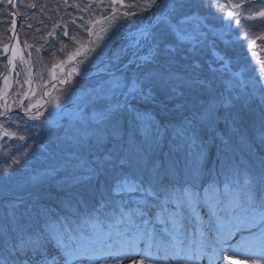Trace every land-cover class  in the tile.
Instances as JSON below:
<instances>
[{"label":"snow or ice","instance_id":"6c2138e0","mask_svg":"<svg viewBox=\"0 0 264 264\" xmlns=\"http://www.w3.org/2000/svg\"><path fill=\"white\" fill-rule=\"evenodd\" d=\"M117 2L123 7V0H112ZM228 4L227 16H238L233 9L242 5ZM135 6L121 15H136L130 12ZM203 7L186 0H144L141 12L155 10L130 43L111 52L117 27L101 47L98 42L108 31L102 26L101 34L92 33L93 47L81 45L68 57L71 63L99 47L96 59L103 58L105 67L70 117L63 138L51 145L56 163L29 181L36 189L55 182L63 193L57 197L61 211L46 202L51 192L5 197L0 202V264H200L203 259L230 264L233 258L264 264V156L253 147L264 148V65L258 79L233 80L225 74L220 90L202 79L194 65L177 68L182 53H196L206 43L205 18L196 11ZM116 12L112 7L109 26L120 18ZM257 15L264 17V11ZM135 24H143V18ZM17 53H11L8 65ZM68 75L81 73L73 68ZM4 85L7 91V76ZM161 96L168 101L191 96V115L177 123L157 121L153 106L166 109ZM253 105L259 112L252 111ZM41 107L34 103L25 114ZM244 127L247 132L241 131ZM3 136L16 133L4 130ZM18 140L25 143L17 151L27 156L26 137ZM217 140L214 167H209ZM238 142L249 154L243 165L235 158ZM11 161L20 163L15 153ZM0 172L6 186L9 168Z\"/></svg>","mask_w":264,"mask_h":264},{"label":"rangeland","instance_id":"374dc122","mask_svg":"<svg viewBox=\"0 0 264 264\" xmlns=\"http://www.w3.org/2000/svg\"><path fill=\"white\" fill-rule=\"evenodd\" d=\"M252 1L255 2V0ZM249 2L250 0H231V3L241 4L242 7L233 9V11L239 12L238 16L228 17L227 12L230 9L228 0H186V3L204 4L203 8L196 9V11L205 18V25L218 31V39L222 41L225 51L221 56L216 57V54L208 52L210 50L206 49L205 43L202 49L196 53H182V58L188 59L187 63L180 60L176 67L183 70L189 65H194L198 71L208 69L209 65L212 64L213 69L218 74V78L210 77L213 87V82L221 83L225 74L233 80H240L245 77L249 80L258 79V70L264 65V17H260L257 13L264 11V2L255 5ZM87 3H92V8H89ZM143 3L144 0H123L122 7L119 2L113 5L112 0H19L16 7L21 15L19 33L25 50L26 63L17 64L13 85L0 101V115L2 112L5 113V105L7 112L11 110L25 111V108L34 103L43 105L42 92L45 85L56 79L65 78L69 64L68 57L75 53L81 45H84L85 49L89 48L87 42L89 26L87 22L97 20L99 15L110 14L112 7L123 12L129 10L128 6L132 4L136 6L130 12L147 13L150 9L143 12L140 10ZM33 4L35 7L30 6ZM89 12L96 15L93 14L92 18H88L90 17L87 14ZM249 14L254 15L255 18L247 19ZM236 19L240 20L239 25L235 24ZM12 20L14 17L11 3L8 0H0V73L5 68L4 47L10 42L9 38H11L13 29ZM85 25L87 26L85 27ZM64 32H67L68 35L65 36ZM225 61H227V67ZM61 63H63V67H57ZM69 78L70 81L67 85H50L48 87L47 90L51 95L48 96L45 109L43 108L44 112L47 109L48 113L51 114V110L59 105L71 103L77 94L80 97L77 101L80 107L88 91L96 83L94 81L91 83L89 81L79 82L72 77ZM34 83H36L34 89L38 87L40 95H33L36 92L33 91ZM29 89L31 91L27 94ZM25 94H27V99H25ZM160 99L162 98L160 97ZM191 99V96H184L169 102L172 103V107L183 104L191 110ZM159 110L161 111V109ZM252 111L259 112V108L253 105ZM41 112L43 113V111ZM221 115H224V110ZM155 119L159 121L158 118L155 117ZM42 121L43 117L28 120L17 113L0 120V169L7 166L9 168L7 175L10 177L6 186L4 180L0 179L1 200H4L5 197L11 199L16 196L29 198L36 190H39L29 186L32 177L42 176L46 168L56 163L51 158V145L59 143L58 137L63 138L64 131L70 126L71 120L64 118L53 125H48ZM25 125L30 127L26 129ZM219 129V134L222 135L225 128L219 125ZM4 130L14 132L16 136L4 137ZM241 131H248V128L244 127ZM21 135H24L29 143V149L26 150L27 156L17 151V148L25 143V141L18 140ZM236 148L241 152L246 147L238 142ZM33 152L35 155H32ZM13 153H15V158L20 161L19 164L12 163ZM212 162V167H214L215 161L210 163ZM208 166L210 167V165ZM3 175L4 173L0 172V177ZM213 178H215V172H213ZM56 179L59 180V177ZM47 185L56 186L53 182L45 184L43 187ZM239 261L241 262L235 264H250V261L246 262L241 259Z\"/></svg>","mask_w":264,"mask_h":264},{"label":"trees","instance_id":"16d2710c","mask_svg":"<svg viewBox=\"0 0 264 264\" xmlns=\"http://www.w3.org/2000/svg\"><path fill=\"white\" fill-rule=\"evenodd\" d=\"M122 20H125L126 21L125 23L127 25L130 23V22H128V20H129L128 17H124V18H122ZM206 30H207L208 33H210V37L207 39V42H206V45H207L206 49L208 48V50H210L208 52L212 53V54H216V52L221 53V54L224 53L225 50H223V48H224L223 43H222V41L220 39H218L219 37L216 35V32L215 31H211L210 29H208V27L206 28ZM248 54H250V52H248ZM192 58L194 60L193 56H192ZM181 60L184 61V63H187L186 61L188 59L184 60L182 58ZM161 98H162L161 100H164V102L166 104V109L165 110H162V108L159 107L161 109V111H159L158 116H157L159 121L162 124H168L169 122L177 123L184 116H190L191 115V110L188 107L185 106L183 109H178L177 108L178 105H176L175 107H172V103H170L168 100H165V98L163 96H161ZM219 125L222 128H225V124H224L223 120L220 121ZM242 132H247V131H242ZM218 144H219V142L217 141L216 145H212L211 146V153H212L211 161L215 160V155H216L217 145ZM253 147H254L257 155L264 156V148H261V146L259 144L253 145ZM163 150H164L165 153L168 152L167 141L165 142ZM236 150H237L236 153H235L236 160H238L241 163V165L245 164L247 162L248 158H249V154H248L247 148L242 149L241 152L237 148H236ZM209 165L211 167L212 163H209ZM37 191L51 192L53 194L52 198L50 200H47L46 202L49 203V205L52 207V210L54 212L59 213L61 211V209L59 207V200L57 199V197L62 198L63 197V193L59 192L57 190L56 186L47 185V186L43 187L42 189L36 190L33 194H35ZM0 202H3V200L0 199Z\"/></svg>","mask_w":264,"mask_h":264},{"label":"flooded vegetation","instance_id":"af4514ba","mask_svg":"<svg viewBox=\"0 0 264 264\" xmlns=\"http://www.w3.org/2000/svg\"><path fill=\"white\" fill-rule=\"evenodd\" d=\"M88 15H92L90 13H88ZM119 34V32L117 33V35ZM124 38L123 37H119L116 41V39L111 43V47L109 48L111 50V52H117L122 45H124ZM108 41V39H107ZM100 46L102 47L103 45H101L100 43ZM100 51V48L97 47L96 49V52H90V51H87L86 52V56H89L91 57V59L89 60H84V61H77L76 64L74 65L73 68L75 69H78L79 72L84 75H89L91 78H98L99 79V76L101 74V70L105 67V65L103 63H101V59H96V53H98ZM108 50H106L107 52ZM111 52H109L108 54L111 55ZM93 60H95V63H93ZM97 79V80H98ZM58 80V79H57ZM53 82V81H52ZM49 84V83H48ZM33 95H40L39 92H35L33 93ZM43 95V93H42ZM79 95V94H77ZM76 108V109H75ZM73 109H70L69 110V114H72L71 112L75 109L76 111H78L79 107H75ZM78 108V109H77ZM46 112H48V110L46 109ZM26 118H29L30 116H28V114L25 116Z\"/></svg>","mask_w":264,"mask_h":264},{"label":"bare ground","instance_id":"6f19581e","mask_svg":"<svg viewBox=\"0 0 264 264\" xmlns=\"http://www.w3.org/2000/svg\"><path fill=\"white\" fill-rule=\"evenodd\" d=\"M13 42L11 44V46L9 47V58L11 57V53L13 51H17L18 49V53H17V57L16 59L14 60L13 64L12 65H9V73L11 76V79H13V75H14V72H15V69H16V66L18 63H26L25 61V50L23 49V45H22V42H21V37L20 35H17L16 37L13 38ZM22 58V59H21ZM9 79V78H8ZM4 82V81H3ZM11 84L8 83V88H7V91L9 89ZM5 91V85L3 86V89H2V92ZM6 92V91H5Z\"/></svg>","mask_w":264,"mask_h":264},{"label":"water","instance_id":"95a60500","mask_svg":"<svg viewBox=\"0 0 264 264\" xmlns=\"http://www.w3.org/2000/svg\"><path fill=\"white\" fill-rule=\"evenodd\" d=\"M16 2H17V0H12L13 9L15 8L14 6H15ZM158 2H159V0H158ZM152 10H154V8ZM17 22L18 23H17L16 27L19 26V20ZM16 30H17V28H16ZM8 59H9L8 58V54H5V59L4 60H6V63H7ZM8 66L9 65L7 64V69L5 70L6 72H8L7 71L8 70ZM6 72H5V74H6ZM5 74L2 77H0V79H3L5 77ZM46 99H47V97H46ZM69 107H72V104H66V105L60 106V109L54 110L53 115L50 118H48L47 120H49V122L50 121H54V120H60L61 118L64 117L66 108H69Z\"/></svg>","mask_w":264,"mask_h":264}]
</instances>
